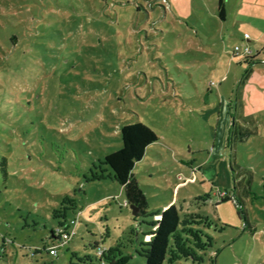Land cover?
<instances>
[{
	"label": "rangeland",
	"instance_id": "rangeland-1",
	"mask_svg": "<svg viewBox=\"0 0 264 264\" xmlns=\"http://www.w3.org/2000/svg\"><path fill=\"white\" fill-rule=\"evenodd\" d=\"M219 2L0 0V264H145L171 205L165 264H264V0ZM138 121L144 216L104 164Z\"/></svg>",
	"mask_w": 264,
	"mask_h": 264
},
{
	"label": "trees",
	"instance_id": "trees-1",
	"mask_svg": "<svg viewBox=\"0 0 264 264\" xmlns=\"http://www.w3.org/2000/svg\"><path fill=\"white\" fill-rule=\"evenodd\" d=\"M223 2L224 0L219 2V15L224 20L225 10ZM29 34L30 38L34 40L33 33ZM16 36L15 34L12 35L11 39L15 40ZM234 57L236 56L234 55ZM120 135L122 146L107 154L104 157V164L111 169L113 178L122 187L127 203L140 208L141 215L144 216L148 214L149 199L145 195V191L133 170L136 164L145 158L148 148L156 143L159 138L150 127L141 121L123 125ZM0 171L3 181L7 182L10 173L6 157L3 158L0 164ZM1 194L2 190L0 189V196ZM228 199L226 197V200ZM181 221V212L175 205L169 206L160 213V217L155 224L156 229L153 233V238L145 256V264H165L171 240L179 233Z\"/></svg>",
	"mask_w": 264,
	"mask_h": 264
},
{
	"label": "built area",
	"instance_id": "built-area-1",
	"mask_svg": "<svg viewBox=\"0 0 264 264\" xmlns=\"http://www.w3.org/2000/svg\"><path fill=\"white\" fill-rule=\"evenodd\" d=\"M249 35L246 34L244 36V40H248ZM233 54L235 56H242V57H247L253 55V50L248 44H243L241 46H236L234 48ZM77 222L75 220L70 221L69 224L66 225V227L60 229V230H55L53 235L57 240V244H53L51 246L46 247V251L49 253L51 256H58V249L60 248L61 245L65 243H69L73 237L75 236V226ZM4 243V242H3ZM6 243V242H5ZM102 249L98 248L97 250V255L100 256L102 254ZM0 260H1V252H0ZM25 264H33L31 262L25 263Z\"/></svg>",
	"mask_w": 264,
	"mask_h": 264
},
{
	"label": "crops",
	"instance_id": "crops-1",
	"mask_svg": "<svg viewBox=\"0 0 264 264\" xmlns=\"http://www.w3.org/2000/svg\"><path fill=\"white\" fill-rule=\"evenodd\" d=\"M246 35V34H245ZM147 153H148V151H147ZM49 238H47V240H48ZM58 239H56L55 237L53 238L52 236L50 237V241L51 242H54V241H57ZM49 245V244H48ZM47 245V246H48ZM51 245H53V244H51ZM50 245V246H51ZM7 249H8V245H7V243H2L1 245H0V252H1V256L3 255V254H5V252H7ZM16 253V256H21V252H19V251H15ZM41 252L40 251H37L36 250V254L38 255V254H40ZM32 255L29 253V252H26V253H23V257H24V259H25V261L26 262H24V264L25 263H29V262H31V263H33L34 264V262H32V260H34L35 258L34 257H31ZM36 257V256H35Z\"/></svg>",
	"mask_w": 264,
	"mask_h": 264
},
{
	"label": "water",
	"instance_id": "water-1",
	"mask_svg": "<svg viewBox=\"0 0 264 264\" xmlns=\"http://www.w3.org/2000/svg\"><path fill=\"white\" fill-rule=\"evenodd\" d=\"M130 208L132 210L133 215H135V216L141 215V209L140 208L136 207L135 205H130ZM53 233H54V231H52V237L54 238Z\"/></svg>",
	"mask_w": 264,
	"mask_h": 264
}]
</instances>
